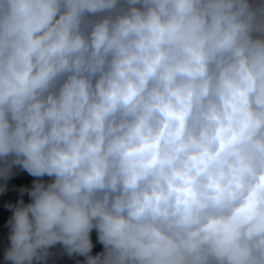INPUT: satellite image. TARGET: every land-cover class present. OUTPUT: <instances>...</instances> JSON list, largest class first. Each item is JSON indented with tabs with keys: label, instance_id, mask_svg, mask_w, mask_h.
<instances>
[{
	"label": "clouds",
	"instance_id": "clouds-1",
	"mask_svg": "<svg viewBox=\"0 0 264 264\" xmlns=\"http://www.w3.org/2000/svg\"><path fill=\"white\" fill-rule=\"evenodd\" d=\"M21 173L3 264H264V0H0Z\"/></svg>",
	"mask_w": 264,
	"mask_h": 264
},
{
	"label": "trees",
	"instance_id": "trees-1",
	"mask_svg": "<svg viewBox=\"0 0 264 264\" xmlns=\"http://www.w3.org/2000/svg\"><path fill=\"white\" fill-rule=\"evenodd\" d=\"M33 178L29 177L27 173H21V176L19 178H13V180L10 182V189L7 193H0V264H3V246L6 242V236H7V228L5 227L6 221L8 216L11 214L9 209H6L4 207L5 201H11L15 202L16 199L20 198V193L18 191L12 190L11 184H15L17 188L21 184H25L30 186V182ZM44 179H47L45 177ZM23 199L25 202L28 201L27 193L23 194ZM91 238L94 243L93 248V254L97 251L102 250V245L96 243V237H95V230H92ZM77 259H83L82 257H78ZM59 264H74V260L67 258V257H61L59 258Z\"/></svg>",
	"mask_w": 264,
	"mask_h": 264
}]
</instances>
